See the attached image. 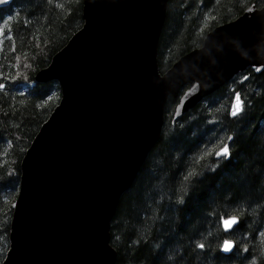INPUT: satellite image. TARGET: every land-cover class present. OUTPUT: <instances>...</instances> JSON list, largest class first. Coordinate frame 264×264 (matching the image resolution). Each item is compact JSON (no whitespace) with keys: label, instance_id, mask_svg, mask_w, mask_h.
<instances>
[{"label":"trees","instance_id":"trees-1","mask_svg":"<svg viewBox=\"0 0 264 264\" xmlns=\"http://www.w3.org/2000/svg\"><path fill=\"white\" fill-rule=\"evenodd\" d=\"M252 4L264 0H170L161 71ZM83 24V0H13L0 7V83L6 85L0 89V261L10 246L22 160L61 100L58 81L35 76ZM243 75L249 79L240 83ZM236 92L244 111L232 117ZM178 101L170 98L161 138L118 205L111 227L115 264H264V69L248 67L174 120ZM224 143L233 151L226 162L215 156ZM229 214L241 220L225 233L218 217ZM224 239L236 242L228 254L219 251Z\"/></svg>","mask_w":264,"mask_h":264},{"label":"water","instance_id":"water-1","mask_svg":"<svg viewBox=\"0 0 264 264\" xmlns=\"http://www.w3.org/2000/svg\"><path fill=\"white\" fill-rule=\"evenodd\" d=\"M169 2L83 0L82 28L36 75L57 79L62 98L22 160L3 264H115L113 218L161 138L169 98L192 84L178 118L264 65V5L252 4L162 72Z\"/></svg>","mask_w":264,"mask_h":264},{"label":"snow or ice","instance_id":"snow-or-ice-1","mask_svg":"<svg viewBox=\"0 0 264 264\" xmlns=\"http://www.w3.org/2000/svg\"><path fill=\"white\" fill-rule=\"evenodd\" d=\"M8 0H0V4H7ZM249 11H252V9H249ZM12 17L9 16L7 18V20L4 21V24H7L8 21H11ZM5 32L4 27H0V37H3ZM9 40H12V37L9 36L8 37ZM3 41L0 40V44H2ZM13 51H15V48L13 47ZM262 69H264V65L260 66V67H254V71L255 72H261ZM249 76L248 75H243L241 77V80L239 81L240 83H243V81L248 80ZM6 87L5 84L0 83V89H4ZM193 95L192 92H188L185 94V96H191ZM185 103L184 100H181V105H183ZM179 111V109H178ZM244 111V101L241 98V93L240 92H236L234 97H232V101H231V106L229 109L228 114L232 117H237L239 116L242 112ZM233 137L232 136H228L227 140L229 142L233 141ZM215 156L218 160H222L224 162L231 160L232 156H233V151L229 146V143H224L222 147H220V149L218 151L215 152ZM218 167V166H217ZM216 169H213V172H215ZM187 179V177H186ZM189 198H190V194ZM177 203L183 204L185 203V201L182 199L180 201H178ZM240 220H241V216L239 215H223V216H219L218 217V221L220 226L223 228V231L225 233L230 232L235 226L240 224ZM260 235L262 237H264V232H261ZM236 246V242L234 240L231 239H224L222 241V243L219 246V251L223 252V253H230L232 252V250L234 249V247ZM197 248L200 249H204L205 248V244L204 243H198L196 244ZM243 251H248L247 247H244ZM0 264H3V261H0ZM252 264H256V261L253 260Z\"/></svg>","mask_w":264,"mask_h":264}]
</instances>
